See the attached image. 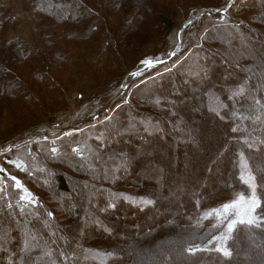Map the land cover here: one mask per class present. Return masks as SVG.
Here are the masks:
<instances>
[{
  "label": "trees",
  "instance_id": "trees-1",
  "mask_svg": "<svg viewBox=\"0 0 264 264\" xmlns=\"http://www.w3.org/2000/svg\"><path fill=\"white\" fill-rule=\"evenodd\" d=\"M23 2L25 18L28 19V23L34 25L36 44L27 41L19 31H16L12 38H5L3 34H0V97L6 101H17L22 97L26 98V101L31 100L27 83L14 69L16 66L26 65L29 62L33 64L31 68L33 76L41 83L48 81L41 70V64L51 68L58 62L70 60L71 63L72 61V56L67 57L66 51L59 49V46L67 45L64 41L66 43L70 40L79 43L97 42L99 38H103L111 42L114 40L115 43L117 34L115 39L114 34L117 31V25L113 26L112 23L116 22L113 20L121 18L128 29L135 32V30H142V25L138 21L145 17L142 13L144 11L140 12L139 7L132 6V3H127V7L122 10L121 0H23ZM167 2L171 3L164 4L161 11L155 10L154 0H143L142 4L145 10H151L158 16V28H162V32L175 24L174 17L169 14L173 0ZM245 5L253 7L254 1L248 0ZM177 8V6L173 7L172 10L176 12ZM257 19L255 18L256 22ZM17 23L11 8L0 2V31L6 27L18 30ZM217 23L213 30L208 31L210 38L205 39L211 45V51L196 50L198 57L184 59L176 65L173 72L166 74L165 79L156 76L154 78L159 80L144 82V85L140 84V87H136L133 91V97L141 102L142 107H147L146 109L150 112H160L164 109L163 113L172 115L170 119L159 115L162 121L158 120L154 124L141 123L126 113L127 105L125 112L120 110L119 114H115L114 125L110 126L109 123L114 122L110 121L111 119L98 125L99 135L89 137L95 138L90 140L91 147L82 143L80 154L67 144L41 146L42 148L39 149L36 147L38 150L25 149L21 152V156L28 159L25 170L30 168L36 173L41 172V175L49 172V175L43 176L47 178L44 184L39 182L44 188V196L34 197L30 201L23 200L20 192L10 181H7L6 188L0 191V264H113L115 260L123 257V253L117 254L109 248L115 243L112 241L115 238L111 236L112 232L108 224L102 221L105 210L108 209L114 214L122 213L125 217L122 221L132 220L140 214L152 216L151 213L157 206V198H152L151 203L143 205L147 195L126 193L131 197H139V204H134L132 199L125 198L114 188L121 186L122 181L124 185L131 188L141 186L151 188L154 192L159 190L161 192L162 187H165L167 183V176L163 175L162 178L154 180L146 175L148 169L140 174L138 172V166L142 160L140 153L133 155L128 152L124 154V159L121 157L107 160L110 152L108 150H116L117 154L122 156L120 149L125 147L128 141L140 138L137 142V148L140 151L161 138L169 144V148L163 152V159L168 158L170 151H174L180 158L185 157V153L178 146V138L183 139L182 135L180 137L179 135L190 126L192 129L189 128L185 135L191 141L204 138L207 133L197 131V126L194 124L197 116L201 115L195 109L198 105L192 102L191 106L181 109V105L188 104L190 98L187 87H182L179 83L181 79L187 85H192L191 87H194L200 95V112L204 109L209 110L213 114L211 120H215L216 117L223 122L220 128L212 132L208 130L210 136L202 153L208 154L207 160L211 164L214 160V158L211 159L214 151L211 148L212 145L220 147L224 143L222 150L225 152L230 150L231 154L226 159L227 166L222 167L219 183L211 181L207 175L202 174V171L192 174V170H189L187 177L196 178L195 186L197 187L183 190L181 195L173 194L169 198L170 205L165 210L172 211L162 213L160 217H152L157 224L146 229L148 234L145 233L144 238L147 242L142 241L147 248L145 257L149 262L152 260L155 262L159 255L158 250L166 246H174L181 249L186 258L201 259V262L195 264H247L244 257L248 252H264V224H258L259 226L237 224L228 239V248L232 255L226 257L221 252L211 249L198 250L194 253L188 251L189 247H196V243L206 242L224 230L225 224L215 222L205 226L180 222V216L183 213L195 208L214 191H225L229 188L246 190L247 183L241 176L243 166L248 175L254 179L257 194L261 198L258 209L264 208V152L262 151L264 149V34L252 28L246 30L242 27L234 30ZM104 25L105 32L102 30ZM206 25L210 26L211 23ZM43 27L49 31L46 28L42 29ZM245 36L250 38L245 39ZM256 37L261 38L259 41L253 39ZM108 41L105 40V43L111 46V42ZM115 45L122 46L120 42ZM6 50H10L8 55L4 53ZM220 75L225 76L224 81L227 75H231V78L227 79L228 83L220 86L213 81ZM241 79L243 81L237 83ZM206 81L212 84H208V87ZM230 90L233 92L225 99V93ZM161 94L168 100L173 101L176 98L182 102L175 101V104L168 105L164 97L160 96ZM6 101L2 102V106L6 107L10 104ZM39 110L43 109L39 108ZM171 132L174 137L170 136ZM229 133H234L237 138H229L227 136ZM226 141L229 144L225 146ZM93 145L97 146L98 152L93 149ZM61 152H64V156L59 159ZM225 152H220L218 162L225 159L223 158L226 156ZM63 160L71 167H69L71 171L77 173L78 177L59 171L53 166L45 169L48 164H58ZM177 160L178 158L174 161ZM166 162H168L167 159ZM127 164L129 167L125 172ZM152 164H155L154 159ZM30 175L29 171L25 173V176ZM125 176H128V179H125ZM32 177L37 176L32 175L27 178L31 180ZM131 178L135 179L134 186L128 184ZM191 182L192 180L188 183ZM107 184L108 188L103 186ZM72 186L77 189H87V196L84 199H78V196L75 199L69 198ZM176 189L177 187H174L172 190ZM163 195L161 194L162 198ZM50 201L55 204H49ZM69 220H72L71 223H68ZM63 221H66V225ZM163 226L166 231L160 232ZM86 232L104 238L107 245L100 246L101 248L89 246L83 242ZM142 242L139 241L136 244L140 246L139 243ZM152 243H154L153 247H151ZM131 249L135 253V249L139 248ZM129 253L128 251L127 255L133 254L134 260V253ZM159 257L162 256L159 255ZM254 261L253 264H261L257 262V259Z\"/></svg>",
  "mask_w": 264,
  "mask_h": 264
},
{
  "label": "rangeland",
  "instance_id": "rangeland-1",
  "mask_svg": "<svg viewBox=\"0 0 264 264\" xmlns=\"http://www.w3.org/2000/svg\"><path fill=\"white\" fill-rule=\"evenodd\" d=\"M154 1L155 10L158 9L160 11L165 5L171 3H168V0ZM247 1L248 0H173V5L169 14L174 17L175 24L173 27L162 32V28H158V16L151 10H145V6L142 5L143 0H121L120 5L123 7L122 10L127 7V3H132V6L137 5L139 7L140 12L144 11L142 13L145 17L138 21L142 25V30H135V32H133V30L130 31L123 20L119 18L117 19L118 21L113 20L116 22L112 23L113 26L117 25V33L115 32L114 39L116 34L117 38L115 43L114 40L112 42L109 40L111 46L105 43V40H108L103 38H99L97 42L89 41L79 43L70 40L66 43L64 41V44L67 45H61L59 49L66 51L67 57L72 56L71 63L70 60L61 61L56 65L54 64L51 68H47L45 64H41V70H43L48 79V81L42 83L33 76L31 70L33 64L27 62L26 65L20 64L16 66L14 69L17 71L20 78L27 83L31 100L26 101V98L22 97V99L17 101H6L0 97V191L4 190L7 185L6 182L10 181L14 188L20 192L21 198L25 201H30L37 196H44V188H42L40 183L44 184L47 181L46 177L49 175V172L45 174L42 173L41 175V172L36 173L30 168L25 170L28 159L27 157L21 156V152L25 149L38 150L39 148L49 147L53 144H67L71 146L72 150L80 154V152H82V143H85L86 146H90V140L95 138L89 137L99 135L97 129L98 125L109 119H111L110 121H114L109 123L110 126L114 125L116 123L115 114H119L120 110L125 112L127 105L126 113L141 123L154 124L162 118L170 119L172 115H169L167 112L163 113V111H165L164 109H161L162 111L160 112H150L146 109L147 107H142L141 102L136 101L133 97V91L136 90V87H140V84L141 86L144 85V82L159 80V78L165 79L166 74L173 72L176 65L181 61L198 57L196 50L202 51L205 49L211 51V45H209L205 39L210 38L208 31L217 26V22L234 30L242 27L246 30L247 28H252L264 34V23H262L264 22V0H253V7H246L245 4ZM0 2L11 8V11L15 13L17 24H19L18 30L13 29V27H6L0 31V34H3L5 38H12L14 37L12 35L15 34L16 31H19L20 35L27 39V41L36 44L33 29L34 25H31L32 23L30 24V22L28 23V19L25 18L23 0H0ZM176 6L178 7L177 11L174 12L172 9ZM95 9L98 10L97 8ZM100 15H102L101 12ZM255 18H258L257 22ZM117 22H119V24ZM209 22L211 25H206ZM45 28L43 27L42 29L45 30ZM53 30L55 31V29ZM102 30L105 32V25L102 27ZM47 31L49 30L47 29ZM110 34L112 35V33ZM130 34H132L133 38ZM246 38L249 39L250 36H245V39ZM260 38L261 37H256L253 39L259 41ZM118 42L121 43V47L115 45H118ZM41 46H43V44H41ZM222 49L226 50L225 48ZM10 50L4 51L5 55H8ZM147 61H151V64H148ZM59 64L62 65L59 66ZM11 69L13 70V68ZM156 76L160 77L156 79L154 78ZM224 78L225 76L220 75L216 78L217 80L213 79V81L221 86L228 83L227 79H230L231 75L226 76V81H224ZM241 81H243V79L240 81L238 80L237 83ZM179 83L182 87H187V93L190 95L188 104L185 103L181 105V109L191 106L192 102H194V105H198L195 109L197 112L199 111L201 115L197 116L194 124L197 126V131L207 133L205 136L207 138L204 137L193 141L189 140L190 138L185 135V132H187L189 128L192 129V127H188L184 133L179 135V137L182 135L183 139L178 138V146L181 151L185 153V157L181 158L180 156L178 157L174 151H170V154L167 155L168 158L164 157L165 159H163V152L169 148V144L165 143L161 138H158L159 141L156 140L149 144L146 149H140V151H138L139 149L137 148V142L140 138H136V141L134 139L128 141L125 147L120 149V154H122V156L117 154L118 151L116 150H108L110 152L109 156L106 158L107 160H113L114 158L120 159L121 157L124 159V154L128 152H131L133 155H138V153H140V155H142L141 163L138 166V172H140V174L148 169V174L146 175L150 178H154V180L155 178H162L163 175L167 176V183H165V187H162L163 189L161 192L160 190L156 192L151 191L152 189L150 187V189H148L145 187L142 188L141 186H134L136 184L134 178L129 179L130 182H128L129 185L133 184L134 187L131 188V186L124 185L121 181L120 184L122 185L114 188L119 194H123L125 198L132 199L134 204H139V197H131L130 195H126V193H131L132 195H147L143 205L149 204L148 201L151 203L153 201L152 198H157V206L151 213L152 216H143L140 214L133 217L132 220L126 221H122V219L125 218L122 213L114 214L108 209L105 210L102 221L108 224L112 232L111 236L115 238L112 240L115 243L109 248L110 250L116 251L117 254L123 253V257L119 258V260H115L113 264H132L134 260L133 264H195L201 262V259L186 258L181 249L174 248V246H166L163 247L162 250H158V254L162 257L158 255L157 261L155 262L153 260L149 262L145 257L147 248L144 244L147 242V239L144 238V236L145 233L148 234L146 229L148 227L152 228L157 224V221L152 220V217H160L163 215L162 213L165 214L167 211V213L172 211L165 210L168 208V205H170L169 198L173 196V194L181 195L183 190H191L197 187L195 186L196 178L190 179L187 177L189 170H192V174H197L198 171L199 173L202 171V174L205 176L207 175L211 181L219 183L222 167L224 165L227 166L226 159L229 158L231 154L230 150H227V152L222 150L224 143L219 147V145H212V140L210 142V147L212 145L211 148H213L214 151L211 159L214 158V160L211 164L209 160H207L208 154L202 153V149H205V143L210 136L208 130L212 132L216 130V128H220L223 122L216 117L215 120H211L213 114L209 110L207 111L204 109L200 112L199 106L201 104V98L200 95L197 94L196 89L191 87L192 85H187L183 79H181ZM206 83V86L212 84L208 81H206ZM149 88L150 87H148V89ZM231 92L233 91L230 90L225 93V99H227ZM160 96L164 97L168 105L175 104V101L182 102L180 99L177 100L176 98H174L173 101L168 100L163 94ZM3 101L10 102V104L6 107L2 106ZM122 105H124V107H121ZM39 108L43 110H39ZM131 109H133V111ZM228 129L230 128L228 127ZM170 136L174 137L172 132ZM227 136L229 138H237L234 133H229ZM212 138H210V140ZM227 144H229L228 141L225 142V146ZM93 149L96 152L99 151L96 145H93ZM262 151L264 152V149H262ZM220 152H225L226 156L223 157L225 159H221L220 162H218L219 159L217 158ZM63 156L64 152H61L59 159L63 158ZM176 158H178V160L174 161ZM153 159L155 160V164H152ZM166 159L168 162H166ZM64 161L65 160L53 165L48 164L45 169L53 166L59 171L78 177L77 173L71 171L69 169L70 166L64 163ZM164 162L166 163L164 164ZM127 167H129L128 164L126 165L125 172H127ZM160 169H162L163 172L162 170L159 171ZM27 171L30 172V176H25ZM32 175L37 177H32L33 179L31 180L28 179ZM241 176L247 183L246 190L229 188L225 191H214L205 197L195 208L183 213L180 216V222L205 226L220 222L215 214L208 217L206 215L208 211L210 209L219 208L226 202L233 200L238 193H243L245 197L250 196L253 190L248 183V181H250L251 185L254 186L255 195L258 200V207L253 215L256 217L258 224L263 225L264 208L263 210L258 209L261 205V198L257 194L254 179L248 175L244 166L241 168ZM127 177L125 176V179H128ZM122 180L124 179L122 178ZM150 180L153 181V179ZM190 180H192V182L189 184L188 182ZM107 185L103 186L108 188L109 185ZM174 187H177L175 191L172 190ZM70 189L68 197L71 199H75L77 196L78 199H84L88 194L85 188L77 189L72 186ZM112 192L115 193L114 191ZM161 194H164L163 198ZM49 204L53 205L55 203L50 201ZM71 221L72 220H69L68 223H71ZM118 221L122 223H118ZM65 222L66 221H63L64 225H66ZM164 230L166 231L164 226L160 228V232ZM222 234L229 239L231 232H226L225 227V229L216 234L215 237H220ZM83 238H85L83 242L92 247L107 245L104 238L96 237V235L88 234L87 232ZM212 238L203 243H196V247L199 246V248L216 250L217 244L223 243L228 248V239L226 241H217ZM210 240L212 241L211 244L209 243ZM139 241H144L145 243H139L140 246H138L136 242ZM153 244L154 243H152L151 247H153ZM137 247L139 249H135L134 253L131 248ZM128 251L134 253V260L132 259L133 254L130 256L127 255ZM263 258V251H251L245 255L244 261L247 262V264H253L255 262L254 259H257V262L264 264Z\"/></svg>",
  "mask_w": 264,
  "mask_h": 264
},
{
  "label": "snow or ice",
  "instance_id": "snow-or-ice-1",
  "mask_svg": "<svg viewBox=\"0 0 264 264\" xmlns=\"http://www.w3.org/2000/svg\"><path fill=\"white\" fill-rule=\"evenodd\" d=\"M147 63L151 64V61H147ZM248 183L250 184V187L253 188L250 196L245 197L243 193H238L233 200L226 202L219 208L210 209L206 214L208 217H211L213 214H215L219 218L220 223L226 225V232H232L237 224H255L259 226L256 217L253 215L256 208L258 207V200L255 195L254 186L251 185L250 181H248ZM148 203H150V201H148ZM212 239L217 241H226L228 237L222 234L220 237L214 236ZM209 243L211 244L212 241L210 240ZM198 250L206 249H201L199 246L188 248L190 253H194ZM216 251L221 252L226 257L232 255L231 250L228 249L223 243L217 244Z\"/></svg>",
  "mask_w": 264,
  "mask_h": 264
}]
</instances>
